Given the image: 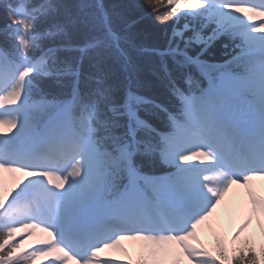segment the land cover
<instances>
[{
	"label": "snow or ice",
	"instance_id": "snow-or-ice-1",
	"mask_svg": "<svg viewBox=\"0 0 264 264\" xmlns=\"http://www.w3.org/2000/svg\"><path fill=\"white\" fill-rule=\"evenodd\" d=\"M144 3L155 20L170 30L164 55L173 58L174 70L184 83L192 81L188 69L203 68L201 56L222 37L239 40L240 54L232 62L240 64L242 71L232 74L221 69L218 81L185 94L162 63L171 94L179 101L178 116L131 93L121 106L106 86L102 70L99 77L87 78L97 87L81 92L79 69L58 57L60 51H72L71 45L41 46L45 39L66 35L58 24L34 31L37 21L56 11L50 0L0 5L27 14L32 22L25 48L18 47L19 38L10 32L15 16L0 29L11 42L10 47H0V106H14L5 111L18 109L11 115L0 112V174L19 176L18 191L7 194V204L0 179V264H34L42 257H52L47 264H67L53 247L62 248L78 264H137L141 260L181 264V257L189 264H264V212L253 211L248 196L251 190L264 199V193L251 183L264 179V0ZM163 3L168 8L160 15L158 6ZM103 46L101 40L88 45ZM196 46L200 53L193 57L189 52ZM256 51L258 59L250 55ZM41 77L54 80L62 89L70 88L73 101L82 98L78 116L69 113L67 102L56 96L42 95L39 105L55 109L59 121L44 120L33 109L32 92ZM12 78L15 83H10ZM133 103L160 108L173 130L162 134L139 120ZM124 115L129 118L126 128L121 123ZM188 165L193 167H184ZM146 166L162 170H146ZM37 185L38 190H33ZM234 187L244 189L243 218L230 243L219 238L221 250L215 243L214 255L191 243L190 234L194 225L205 224L216 213ZM21 214L25 219L17 220ZM254 219L261 228L259 245L246 235ZM22 228L36 229L28 235L39 232L43 238L38 241L41 246L17 256L19 241H10ZM122 241L141 242L138 259L98 258L110 249L123 252ZM151 245L158 246L154 256L149 255Z\"/></svg>",
	"mask_w": 264,
	"mask_h": 264
},
{
	"label": "trees",
	"instance_id": "trees-1",
	"mask_svg": "<svg viewBox=\"0 0 264 264\" xmlns=\"http://www.w3.org/2000/svg\"><path fill=\"white\" fill-rule=\"evenodd\" d=\"M8 1L0 0V5ZM56 6L55 12H49L46 17L37 21L34 31H44L54 24L62 25L64 33L42 41V47H59L71 45L72 51H60L58 57L65 60L73 67L79 69V88L82 93L90 88L97 87L94 80H88L89 76L99 77L101 70L107 75L106 86L113 91L114 99L118 105H123L131 93L135 97H143L147 101H153L155 105L166 108L168 112L178 115L179 101L171 94L169 77L162 70V63L168 65L172 76L185 91H196V86L184 83L183 79L174 70L175 62L163 52L168 47L167 26L158 23L144 0H50ZM160 15L168 8L166 3L158 6ZM13 17L5 7L0 6V29ZM29 21V28L31 26ZM11 27L10 32L12 33ZM111 33V35L109 34ZM115 37V39H113ZM101 40L104 46L101 48H89L94 41ZM235 42L227 37L217 40L204 54V59L213 63H228L227 68L218 67L212 70L211 76L221 77L224 73H239L242 66L233 63V58L240 54ZM0 46L10 47L11 42L0 34ZM83 50V51H81ZM200 50L199 46L191 49L189 55L194 56ZM37 58L41 55L37 50ZM188 72L198 84L205 86V78L196 67H190ZM71 84V81H69ZM32 95L39 103L40 97L51 99L56 96L59 100L67 102L71 97V89H62L54 80L41 77L33 89ZM79 108H82V98H78ZM136 117L150 124L157 131H166L170 127V120L164 111L154 107L153 104H135ZM55 109L39 106L38 111L46 116ZM121 123L126 126L129 123L127 115L121 117ZM141 134V133H138ZM153 170L160 172L157 166ZM257 245L261 243V236L252 237ZM13 240L10 243L15 242ZM228 242L226 239H224ZM31 245H29L30 248ZM221 241L216 243V249L221 250ZM209 251L216 254L215 244H211ZM21 251V254H26ZM222 254V253H221ZM20 256V254H17Z\"/></svg>",
	"mask_w": 264,
	"mask_h": 264
},
{
	"label": "rangeland",
	"instance_id": "rangeland-1",
	"mask_svg": "<svg viewBox=\"0 0 264 264\" xmlns=\"http://www.w3.org/2000/svg\"><path fill=\"white\" fill-rule=\"evenodd\" d=\"M248 23H254V22H248ZM262 34H264V33H262ZM12 107H14V106H12ZM16 109V111H18V109L17 108H15ZM14 109V110H15ZM15 111V112H16ZM193 161H189L188 163H192ZM4 175H6V177H7V179H8V182H9V184H10V186L11 187H13V188H16V191H18V188L16 187V180H14V177L15 178H19V176H18V174H15V173H9V172H4V173H2V174H0V179H2V177L4 176ZM238 192H240V193H243L242 191H241V189H239L238 188ZM243 198H244V196H243ZM228 208V209H227ZM225 209H226V211L228 210V211H230V209L232 210V206H231V203L228 201V200H225ZM226 211L221 207L220 208V206H219V208L217 209V211H216V213H214L213 214V216L212 217H210L209 218V220L208 221H206L205 222V224H206V229L209 227V225L214 221V220H216V218L217 217H221V216H226L227 215V213H226ZM233 211H235V210H233ZM253 211H255L254 209H253ZM261 212H264V208H263V206L261 207ZM233 215H235V214H233ZM23 219H25V215H23V214H21V215H18V218H17V220H23ZM258 223V221L256 220V219H254L253 220V224H257ZM205 224H203V225H205ZM200 227V226H199ZM198 226L196 227V229L197 228H199ZM22 229H25V228H22ZM31 229V231H36V229H32V228H30ZM21 230V229H20ZM20 230H18V231H20ZM18 231L16 232V233H18ZM202 231H203V228L201 227V228H199V229H197L196 230V234H201L202 233ZM15 233V234H16ZM34 236H36V237H38V238H43V234L42 233H36ZM194 238V229H193V232L190 234V239H193ZM27 239V237H22V239H21V242H23L24 240H26ZM39 240H37V242H38ZM124 243H121V248H123V249H127V251H129V252H132V250H133V241H123ZM192 242V241H191ZM127 246V247H126ZM181 246L182 247H185L186 245H185V243L184 242H182L181 243ZM57 248V250L59 251V252H61L62 254H65L64 252H62V249L61 248H59V247H56ZM54 250H56V249H54ZM54 250H53V252H54ZM108 251V255L110 256V257H117L116 255H117V253L120 251V250H118V249H111L110 251L109 250H107ZM55 254H56V252H54ZM119 257V256H118ZM47 258H49V260L50 259H52V257H47ZM42 259H45V257H42V258H39L37 261H35V264H38L40 261H42ZM99 259H101V258H99ZM118 259V258H117ZM116 259V260H117ZM78 262L77 261H75L74 260V258L73 257H71V256H69V259L67 260V264H77Z\"/></svg>",
	"mask_w": 264,
	"mask_h": 264
},
{
	"label": "bare ground",
	"instance_id": "bare-ground-1",
	"mask_svg": "<svg viewBox=\"0 0 264 264\" xmlns=\"http://www.w3.org/2000/svg\"><path fill=\"white\" fill-rule=\"evenodd\" d=\"M253 182V181H252ZM251 182V183H252ZM252 185L256 188V189H258L257 188V186L254 184V183H252ZM234 193V189L229 193V194H233ZM249 193L251 194V198L253 199L254 197H256V195H255V193H253L251 190H249ZM257 199V198H256ZM111 250V249H110ZM109 250V251H110ZM105 254H107V250L104 252Z\"/></svg>",
	"mask_w": 264,
	"mask_h": 264
}]
</instances>
